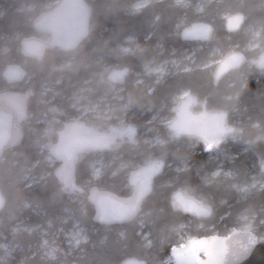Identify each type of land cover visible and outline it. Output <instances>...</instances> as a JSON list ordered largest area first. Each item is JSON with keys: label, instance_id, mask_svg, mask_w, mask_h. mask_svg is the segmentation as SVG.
Listing matches in <instances>:
<instances>
[{"label": "clouds", "instance_id": "clouds-1", "mask_svg": "<svg viewBox=\"0 0 264 264\" xmlns=\"http://www.w3.org/2000/svg\"><path fill=\"white\" fill-rule=\"evenodd\" d=\"M191 5L192 0H85L86 22L71 40L65 39L62 29L51 22L53 0H27L26 7L17 8L18 27L11 35L0 34V67L18 64L23 69V75L17 79L0 76V117L13 118V123L0 128V235L11 230L19 236L15 222L21 215L29 208L48 203L34 193L36 184L52 190L55 205L61 208L56 217L61 224H78L87 229L84 238L68 241L67 250L59 246L41 249L36 253L38 259L20 264H123L111 258L98 261L89 250L125 246L134 235L140 237V247L147 239L149 246L163 250L170 244L176 249L191 236L207 231L217 217L223 216L232 217V223L224 229L230 244L246 235L245 225L250 224L255 233H264V167L243 182L237 178L249 177L247 171L225 172L222 167L208 171L203 164L197 168L200 183L193 184L191 177V161L201 143L215 142L217 151L230 141L243 143L259 159L264 156V92L254 93L249 87L253 77L264 78V0H197L198 12L214 8L220 15L242 17L241 26L231 30L228 37L244 40L242 45L235 46L239 62L219 75L214 61L194 63L187 70L184 67L173 72L168 67L169 60L164 58L162 44L141 45L135 37L125 35L123 28L104 36L107 21L122 13H151L159 21L165 12L186 14ZM25 40L34 42L36 50H26ZM131 56L143 62L145 77L130 66ZM171 63L175 65V61ZM116 65H120L123 75L113 79ZM161 67L167 69L163 73L166 82L173 75H178L181 82L158 96L153 89L162 84V74L156 71ZM196 72L203 74V87L190 81ZM185 93L192 98L191 105L223 113L229 131L220 132L212 127L205 134L192 137L178 132L172 126V114ZM133 106L152 113L144 122L151 135H140V125L130 120ZM81 125L110 134L109 144L90 151L111 154L112 160L97 167L85 155L87 176L66 185L59 175L63 167L58 164L60 156L53 149L63 142L68 130ZM128 127L135 129L131 136L122 134L121 130ZM182 140H186L185 150L174 149L173 145ZM156 153L161 169L169 154L180 161L175 175L160 184L150 183L132 200L131 209L122 211L120 223L101 220L91 195L95 187L128 167L130 161L124 158L125 154ZM116 160L120 163L113 169ZM257 183L261 198L253 202ZM179 188L193 191L208 210L207 215L189 216L190 210L175 202L174 192ZM216 193L227 195L218 197ZM232 196L244 206L235 214L222 213ZM0 264H15L14 254L0 249ZM140 264H167V260L152 257Z\"/></svg>", "mask_w": 264, "mask_h": 264}, {"label": "trees", "instance_id": "trees-1", "mask_svg": "<svg viewBox=\"0 0 264 264\" xmlns=\"http://www.w3.org/2000/svg\"><path fill=\"white\" fill-rule=\"evenodd\" d=\"M27 4V0H0V34H8L11 35L14 33L15 29L18 27V16H17V8L25 7ZM225 15H220L214 8H208L203 12V14H197L193 8H188L186 14L184 13H176L169 14L165 12V14L161 17L159 21L155 19V16L151 13L145 14H134L129 13L127 15L121 14L119 17H115L109 21H107V31L104 32V36L113 35L115 32L119 31L121 28L125 30V35H130L136 38V40L141 44H148L151 46H155L157 44H162L163 48H165L164 57L172 51L173 48L177 49L179 52H183L186 48L195 50V55L193 56V62H191V67L193 64H205L211 59L210 54L213 51V47L219 45L223 52L227 53L228 45H237L243 44L244 40L241 37L233 36L231 40L228 39L232 33H229L226 30L225 20L223 19ZM202 17V18H201ZM201 18V19H200ZM200 19V20H199ZM185 21L184 25H191L195 22L201 21H211V24L214 27L213 39L210 43H197V42H187L180 36V29L177 28V25L182 21ZM199 20V21H198ZM182 29V28H181ZM207 48L205 50H196L198 47L205 45ZM228 44V45H227ZM258 51V50H255ZM254 54V53H253ZM130 66L137 73H141L143 71L144 65L143 62L135 57H129ZM8 64L6 67H0V76H4V71L9 68ZM20 67L18 64H14ZM21 68V67H20ZM22 69V68H21ZM120 65H116L114 70H119ZM23 70V69H22ZM184 80H189V77H184ZM190 81L194 86L203 87L205 85V80L203 74L200 72L193 73L190 77ZM181 82L180 77L178 75L169 76L167 78L166 83H162L156 89V94L158 96L165 95L170 88L174 87L177 83ZM250 89L254 93L264 92V78L253 77L249 83ZM212 109V108H210ZM215 110V109H212ZM173 112V117H174ZM152 116L151 112H148L144 109H141L139 106H133V108L129 112V118L132 122L137 125H140L138 132L140 129L144 130L149 127L144 122L149 120ZM101 130V129H98ZM103 130V129H102ZM151 135V133H148ZM191 137V136H187ZM174 149H179L180 151H184L186 148V140H182L177 144L173 145ZM247 145L243 143H234L229 142L228 144L223 146V149L217 151L215 148L209 152H206V145L201 143L195 150L193 159L191 163L193 164L192 168V183L199 184L200 177L197 175V168L203 164L204 170H214L216 167H222L225 170H235L240 169L242 171H247L250 175L249 177H238L237 179L243 182L245 179H251L252 171L259 172V158L256 156L254 152L251 150H246ZM92 150V149H91ZM96 154H100L105 158V161L108 163L112 160L111 154H104L99 151L92 152L88 150L87 156L92 158ZM159 153H156L152 156H140L135 155L131 156L125 154V159L133 162L134 160L139 159H147L151 160L150 163L156 162V160H160ZM210 157H216V159H210ZM83 159V158H82ZM120 160H116L112 165V168L115 169L117 165H119ZM180 161L177 160L172 154H169L167 160L165 161L164 170L157 176L155 179L156 184H160L163 181L169 179L173 175H175L174 169ZM149 164V163H148ZM171 165V167L169 166ZM74 170V181L83 180L85 176H87V169L83 160H80L73 167ZM135 170V167L128 164V167L117 173L114 177L106 178L104 181L100 182L95 188H99L101 190H107L111 193H117L121 197H129L132 195V190L128 187L129 179L128 176L131 172ZM203 174V172L201 173ZM34 193L38 194L42 199L47 201L48 203L45 206L37 208H29L27 209L19 218L18 221L15 222V225L19 223V221L25 222L28 227H41V229H47L50 233L58 231L61 227L64 228V231H68L71 229V223L67 225L61 224L56 217L61 213V208L59 205L50 206L49 201L53 197V192L51 189H43L41 185L36 184L33 185ZM179 190L184 191L189 196L198 200L197 195L187 188H179ZM261 191L260 187H256L255 193L253 196V202H258L260 200L259 192ZM219 197L220 195H227V193H216ZM244 205L239 202L235 196H232L228 203L225 204L222 208V213L232 212L235 214L239 211ZM44 209L47 210V214ZM193 214H189L191 216ZM52 221L51 227L49 226V221ZM232 223L231 216H223L217 217L214 226H209L207 231L202 232L200 235H193L188 238L186 241L182 242V244L190 241L192 237L203 238L206 236H212L213 234L219 236H226L224 234V229L226 225H230ZM91 227V226H90ZM95 227H100V225H95ZM147 231V229H144ZM135 232V230H133ZM93 239H97L96 236ZM140 237L135 236L131 241H128L125 246H114L108 248H96L90 249L95 256V259L98 261L106 260V259H118L124 263L128 260H133L140 263L143 259H151L152 257H157L159 260L164 261L170 257L171 250L173 249L172 245H167L161 250L159 247H152L148 245L147 239L143 241L144 247H140L137 245V240ZM151 239V237H148ZM42 238L39 237L38 231L20 232V235H14L11 230L6 231L3 235H0V249L12 250L14 248L13 254L15 255V264H20V262L25 261H34L38 259V255H36L37 250L33 252L30 251L29 248L34 246L38 249V246L41 244ZM57 245L59 247H63L67 250L69 247L62 244L61 239L58 240ZM180 245V246H181Z\"/></svg>", "mask_w": 264, "mask_h": 264}, {"label": "snow or ice", "instance_id": "snow-or-ice-1", "mask_svg": "<svg viewBox=\"0 0 264 264\" xmlns=\"http://www.w3.org/2000/svg\"><path fill=\"white\" fill-rule=\"evenodd\" d=\"M242 17L239 14H228L227 22L228 27L230 29H238L241 26ZM177 28H182V35L184 37H189L194 34L208 36L212 31L211 21H207L200 24H191V25H177ZM24 47L28 51H35L37 46L32 41L25 40ZM240 56L238 53H233L231 60L234 63L239 62ZM188 67H185L187 70ZM224 68L221 66L217 70V75L223 72ZM156 71L160 72L162 75L159 78L161 83H166V80L163 76V73L167 71L166 68L161 67L156 69ZM8 74L11 78L17 79L23 75L22 69L17 65H10L8 68ZM123 75L121 71H113L112 77L113 79L120 78ZM154 91L156 89H153ZM192 103V98L185 93V96L181 98V110H184L188 105ZM172 126L180 131L178 125L173 122ZM211 127H214L216 130L220 132L229 131L225 127L224 123V115L223 113H216V115L211 120ZM122 131V134H127L129 136L133 135L135 129L132 127L125 128ZM112 137L105 136L102 138V146H105L111 142ZM207 147L209 149L215 147V142L209 141L207 143ZM53 152L57 156L62 155V148L60 146H56L53 149ZM161 167V162L156 161L153 163L154 169H159ZM259 167H264V156L259 159ZM59 175L64 180L66 185H70L71 179L69 176L67 166L62 167L59 170ZM148 186L147 183L142 186L137 193V197L140 196L145 188ZM92 199L97 200L95 191L93 190ZM175 202L190 211H194L198 215H207L208 210L204 207V205L200 201H193L185 197L181 193H177L175 197ZM50 206L55 205V197L53 196L49 201ZM133 206V201L128 202H120V201H108V202H98L96 205V215L103 221L108 223H120L122 211L127 208L131 209ZM37 208H40L37 206ZM47 214V210L44 209ZM246 218V217H245ZM51 223V220L49 221ZM59 231L63 232L64 228L61 227ZM246 235L244 237H238L233 243L230 244V237H217L213 238L211 243L206 241H192L190 246H186L184 249L174 250L176 255L175 264H248V257H250L253 252L258 247H264V233H255L251 231V225H245L244 229ZM66 237L69 240H79L84 238L87 235V229L80 227L78 224H73L71 230L65 232ZM203 250L207 259H203L200 257L199 252ZM10 251H14V248ZM246 257V259H245ZM171 264V260L168 262Z\"/></svg>", "mask_w": 264, "mask_h": 264}, {"label": "water", "instance_id": "water-1", "mask_svg": "<svg viewBox=\"0 0 264 264\" xmlns=\"http://www.w3.org/2000/svg\"><path fill=\"white\" fill-rule=\"evenodd\" d=\"M86 16H87V9L85 8V2L83 0H62L57 6L53 8V11L51 13V22L60 27L62 29V33L65 39H74L77 34L80 32L82 26L86 22ZM205 22V21H204ZM204 22H195L193 24H200ZM226 28L227 31L232 33L231 30L228 27V22L226 18ZM213 25H212V31L208 36L203 35H192L189 37H184L181 32L182 39H184L187 42H200L204 43L211 39L212 33H213ZM236 53V52H234ZM233 53L228 54V56L222 60L219 65L218 69L223 66L224 70L223 72H227L229 69H231L236 63H234L231 60ZM217 69V70H218ZM119 71V70H115ZM221 72V73H223ZM4 76L6 79L11 80V78L8 74V69L4 71ZM181 101L179 102L177 109H176V118L173 120L178 127L182 130L178 131L183 136L185 135H191V136H197V135H203L205 134L211 127V120L212 118L218 113V111H210L207 110L205 106H203V111L200 113V115H194L193 111L191 110V107L193 105H188L184 110H181L180 108ZM13 123L12 117H0V128H3L5 125H9ZM109 133H101V134H81L79 137L70 140L63 146H60L62 148V156L67 157L68 159L73 157V152L70 149L71 146H76L78 144H83L85 147L89 149H102L104 146H102V138L105 136H109ZM215 147L209 149L206 145V152L211 151ZM160 161V160H156ZM154 163V162H153ZM153 163L146 164L143 168L138 170L135 175L131 176L129 179V185L132 187L139 186L138 189H140L142 186H144L145 183L148 185L155 181L157 176L164 170L165 166H163V169L161 167L157 170L153 168ZM165 165V163H164ZM177 193L183 194L185 197H187L190 200L198 201L193 197H188L183 193L182 190H179L174 194V197H176ZM120 201L125 202L124 200H121L117 196H115L111 192H106L103 195L99 196L97 199L98 202H108V201ZM128 202V201H126ZM189 214H196L194 211H189ZM223 236L215 235L212 236H206L203 238L199 237H192L190 241H187L185 244H182L176 249L171 250L170 258L172 259V263L175 264L176 255L174 250H180L184 249L186 246H190L192 241H206L208 243H211L213 238ZM227 237V236H224ZM199 255L203 259H207L206 253L201 250L199 252ZM124 264H140L133 260H128ZM248 264H264V247H258L253 254L248 257Z\"/></svg>", "mask_w": 264, "mask_h": 264}, {"label": "rangeland", "instance_id": "rangeland-1", "mask_svg": "<svg viewBox=\"0 0 264 264\" xmlns=\"http://www.w3.org/2000/svg\"><path fill=\"white\" fill-rule=\"evenodd\" d=\"M60 1L61 0H53V8L55 6H57L60 3ZM189 8H193V10L197 14H199V15L200 14L201 15L203 14V12L196 11V8H197V0H192V5ZM223 17H224L223 19L226 21L227 15H225ZM184 24H185V21L183 20L178 25H184ZM225 25H226V23H225ZM181 32H182V29L180 28V34H181ZM212 39H213V37L207 43L206 42L205 43L206 44L210 43V41ZM206 44L198 47L196 50H205L207 48ZM235 46L236 45H232V44L231 45H228L227 53H225V52H223L222 48L219 45H216L215 47H213V51L210 54L211 59H209V61H214L215 64H216V68L218 69L219 63L222 60H224L228 56V54L236 52L235 51ZM163 49H164V53H165V48H163ZM195 52H196L195 50L193 51L192 49H189V48H186L185 50H183V52H179L177 49L173 48L172 51L169 52L164 58H166V59L169 60L168 67L171 68L173 72L182 71L183 68L186 67V66L189 67V68L191 67L190 64H191V62H193V56L195 55ZM172 61H175V65H173L171 63ZM200 65H202V64H200ZM177 66H179V68H177ZM146 71L147 70L144 67L143 68V71L141 73H139L142 78L145 77ZM9 94H11V93H9ZM79 132L80 133H85V134H90V133H94V134L106 133V131L104 129L103 130L102 129L101 130L91 129V128H88V127H85V126L81 125L79 127H76V128H73V129L68 130L66 132V134H65V137H64L63 142L69 140L70 137H73V136L78 135ZM139 134L140 135H145V134H148V133L146 132V129L144 128V130H142V129L139 130ZM148 135H150V134H148ZM87 154H88L87 149H85L83 147H80L79 150H76V151L74 150V157L73 158L68 159L65 156H60V159L58 160V164L59 165H62L63 167L64 166H67L68 172H69V176H70V179H71V182L72 183L75 182L74 181V170H73V167L80 160H83L82 158L85 155H87ZM158 158H160V157H158ZM91 159L96 163V166L97 167H102L103 164L107 163L105 161V158H103V156H100V154H96ZM150 162H151V160H147V159L144 160V159H139V158L137 160H134L133 162H130L129 165L135 167V170L129 174L128 178H130L131 176L135 175V173L139 169L143 168L146 164H148ZM223 170L225 172L228 171V170H225L224 168H223ZM255 173H257V172L256 171H252L251 176L254 175ZM128 187L132 190V195L129 196V197H125L124 198V197H121L117 193H113V194L115 196H117L118 198H120L121 200H124L125 202L126 201H131V200H133L137 196V193H138V190H139L138 189L139 186L132 187L128 183ZM256 187H259V183H257V186ZM94 191H95V194H96L97 199H98L99 196L103 195L104 193L109 192L107 190H104V189L101 190L99 188H95ZM183 193H185V192L183 191ZM92 194H93V191H92L91 195ZM185 195H187L188 197H190L187 193H185ZM94 201L96 202L97 200H94ZM96 205H97V202H96ZM15 226L17 228H19L20 232H23V231H27L29 233L32 232V231H38L39 232V237L42 238L41 244L38 246V249H36L34 246H32L31 248H29L30 251L32 250L33 252H35L37 250V252H38L41 249H44V250L54 249L55 247L58 246L57 245V242L60 239L62 241V244L64 243L65 246L70 247V245L68 244V237H66V235H65V232H68L69 230L68 231H63V232H61V231L58 230L56 232H51L50 233L47 229H41V227L40 228L39 227H31V226L28 227L25 224L24 220L23 221H19V223H17ZM45 241H48L47 245L44 244ZM10 252H12V251H10ZM14 257H15V255H14ZM166 260H167V264H168V262L170 260H171V264H173L172 263V259L170 257L167 258Z\"/></svg>", "mask_w": 264, "mask_h": 264}, {"label": "flooded vegetation", "instance_id": "flooded-vegetation-1", "mask_svg": "<svg viewBox=\"0 0 264 264\" xmlns=\"http://www.w3.org/2000/svg\"><path fill=\"white\" fill-rule=\"evenodd\" d=\"M62 1V0H61ZM60 1V2H61ZM84 2H85V0H83ZM201 22H204V20L203 21H201ZM226 27V26H225ZM214 28V27H213ZM226 30H227V28H226ZM213 32H214V29H213ZM230 33V32H229ZM213 34V33H212ZM214 35V34H213ZM212 35V36H213ZM181 36V35H180ZM182 37V36H181ZM194 42H196V41H194ZM194 42H192V43H194ZM197 43H200V42H197ZM201 44V43H200ZM179 102L180 101H178L177 102V106H178V104H179ZM176 109H177V107H176ZM206 109L207 110H210V111H216V110H212V109H210L209 107H206ZM191 110L193 111V114L194 115H200V113L203 111V106H192L191 107ZM174 117H173V120L176 118V110L174 111ZM106 133H108V132H106ZM81 134H85V133H80L79 132V134L78 135H76V136H73V137H70L69 138V140H67V141H65V142H63L60 146H63L64 144H66L67 142H69L70 140H73V139H75V138H77V137H79V135H81ZM187 136H191V135H185L184 137H187ZM192 137V136H191ZM80 147H83V148H85V149H87V151L88 150H91V149H89V148H87V147H85L83 144H78V145H76V146H71L70 147V149L72 150V152H73V157H74V150L76 151V150H79L80 149ZM62 156V155H61ZM72 157V158H73ZM140 170V169H139Z\"/></svg>", "mask_w": 264, "mask_h": 264}]
</instances>
